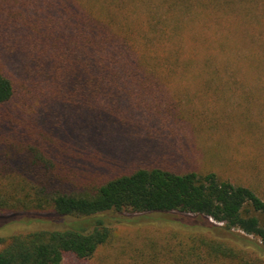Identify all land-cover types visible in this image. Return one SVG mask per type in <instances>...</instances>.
Segmentation results:
<instances>
[{
  "label": "rangeland",
  "instance_id": "obj_1",
  "mask_svg": "<svg viewBox=\"0 0 264 264\" xmlns=\"http://www.w3.org/2000/svg\"><path fill=\"white\" fill-rule=\"evenodd\" d=\"M24 1L0 0V71L16 92L10 103L0 106L2 155L17 135L34 133L83 181L99 183L141 168L215 173L221 180L251 187L264 200V26L258 22L264 20V0H121L115 15L125 20L117 27L125 30L132 20L137 33L140 20L181 16L191 21L184 32L185 50L193 51L195 40L206 38L210 46L200 44L201 57L210 52L213 64L227 65L237 74H190L162 81L160 95L130 99L119 94L120 112L107 109L110 102L90 107L75 97L74 76L57 90L53 53L33 47L30 21L49 15L64 21L70 12L62 14L59 1L50 8L46 0L34 5ZM171 5L177 8L170 11ZM218 17L223 20L219 27L205 20ZM65 34L70 43L74 31L66 28ZM111 58L125 61L120 53ZM7 159L0 160V170L9 171ZM123 215L129 222L113 224L111 241L92 258L67 254L62 264H166L167 254L192 233L243 245L219 230L221 224L198 216ZM2 218L0 238L51 227Z\"/></svg>",
  "mask_w": 264,
  "mask_h": 264
},
{
  "label": "trees",
  "instance_id": "obj_2",
  "mask_svg": "<svg viewBox=\"0 0 264 264\" xmlns=\"http://www.w3.org/2000/svg\"><path fill=\"white\" fill-rule=\"evenodd\" d=\"M46 1L48 8L59 1L58 10L70 14L64 21L51 15L31 20L35 29L29 41L45 54L53 53L57 90L66 78L76 77L74 96L90 107L110 102L106 108L120 112L119 94L130 99L160 95L162 81L190 74H237L227 65L213 64L210 52L201 57L200 44L210 46L206 38L195 40L193 51L185 50L184 32L191 21L181 16L140 20L136 33L132 20H127L125 30L116 26L125 20L115 15L121 0ZM176 8L171 5L169 10ZM205 20L217 27L223 21ZM249 22L245 21L253 27ZM258 22L264 26V20ZM66 28L74 31L70 43ZM118 53L125 61L113 62L111 57ZM15 93L12 81L0 71V106L10 103ZM33 134L17 135L6 144L7 154L0 153V160L7 157L9 163V171L0 170V219L8 214L2 218L6 223L51 227L0 238V264H62L67 254L87 260L111 241L113 224L129 222L123 214L175 213L213 220L243 245L192 233L167 254L166 264H264L263 256L247 249L264 254V200L251 187L221 180L215 173L177 174L163 168H141L99 183L83 181Z\"/></svg>",
  "mask_w": 264,
  "mask_h": 264
}]
</instances>
